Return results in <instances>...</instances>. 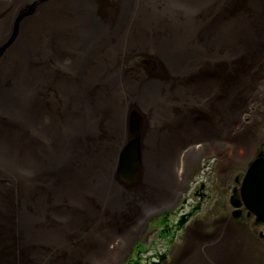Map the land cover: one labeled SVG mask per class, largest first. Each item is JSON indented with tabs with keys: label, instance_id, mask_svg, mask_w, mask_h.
Segmentation results:
<instances>
[{
	"label": "rangeland",
	"instance_id": "374dc122",
	"mask_svg": "<svg viewBox=\"0 0 264 264\" xmlns=\"http://www.w3.org/2000/svg\"><path fill=\"white\" fill-rule=\"evenodd\" d=\"M22 1L30 2L24 4ZM55 1H0V12L3 10L8 12L0 18V41L9 44L13 36H16L15 41L20 39L23 30L20 29L19 33L15 34L16 20L22 14H27L25 11H29L32 4L38 3V15L40 5L46 6L48 4L51 8L59 6L58 3L50 5ZM117 1L111 4L117 3ZM202 1L196 3L195 6L198 8L197 17L205 15L209 17L204 30L201 29L202 26L188 23L189 12L186 10L174 11L172 6H162L160 11L165 13L170 21H177V18L180 17L181 21L188 23L182 25V29L187 31L199 29V31L215 35L217 30L223 29L226 25L240 23L233 33L240 31V34H236L242 36L241 33H243L244 37L248 36L249 38L258 36L256 38L257 42L252 45V48L246 50L249 54L246 58H238V51L229 49L230 53L233 54L230 58L242 61L234 66L235 69L224 67V64L219 59L213 58V55L196 56L194 54L195 50L193 51L191 48H188L187 52H193V57L187 58L185 61L184 58L175 60L173 54L163 56L164 59H169L170 62L167 63L162 55L169 50L173 53L177 46L175 44L150 43L145 39L141 41L139 35V39L131 47L120 42L114 44L110 36L114 33H109V30L105 32L100 30L101 21L108 23L107 20H111L109 18H112V16L105 13H101V16L100 11L95 10L93 6V3L96 4V0H89L88 9L84 8L88 12L83 17L92 23L88 27L82 26L80 22L81 29L73 28L69 31V28L61 24L56 28L54 24L56 19L52 21L48 16L46 17L51 29L59 31L53 33L56 39H61L60 36L63 34H69L70 36L63 37V42L75 44L72 39L74 38L76 46L73 47V52L81 54L89 50L91 60H94V62L97 58H100L102 62L106 61V58L100 57V53H103L100 48L102 44H105V47L111 50L123 46V50L120 52V55L125 59V63H121L120 66L122 72L136 80L145 78V75L150 76L148 79L146 78L147 83L150 84L152 89L156 87L155 91H150L151 96L153 93L156 95V99L149 102L151 103L149 105L153 115L158 111H164L163 108H184L187 111L185 119L197 128L205 127L206 131L209 132L205 131L207 139L204 143L217 142L218 138L214 139L213 134H218L221 138L219 139V145L226 147L225 150L217 153L201 154L190 164L188 173L182 178V184L179 187L178 184H174L176 185L175 188L171 190L172 192H169L171 198L163 203H156L155 199L157 198L155 197L159 193L153 195L154 189H142L140 184L131 181V179L126 180L120 177L118 173L115 174V181L110 177L100 179L105 184H97L98 189L86 188L89 184L87 182H90L87 171L88 167L91 166L89 160L92 153L95 152L94 158H102L106 151L92 148L87 142L83 144L79 140L81 139L79 136L86 137L90 135L95 141L99 142L100 138L104 139L103 132L105 134L109 132L106 125H108L111 110L104 103L105 99L99 96L101 89H98L103 86L91 88L84 84L87 80L83 79L69 80L63 85L52 87L51 85L48 86L50 83L42 81L44 97L40 98V102L36 103L34 107L40 108V103H43L46 108L32 110L34 115L31 119L16 124V129L25 126V128H22L24 129L22 133L25 135L23 146L36 152L35 158L29 162L33 169L27 172L25 168H21L19 174L10 173L6 183L7 185L14 184L13 186L22 193L19 196L20 200L24 201L23 195H26L25 201L33 198L35 206H37L36 202L51 197L55 198L50 206H45L43 209L46 214H50V219H52L45 224V228L54 231L55 237L50 242H43L45 249L38 256L32 255L31 257L30 253L27 252L29 259L27 261L23 259L24 262L21 263L16 257V264H93L92 257L94 255L91 256L90 251H100L108 243L111 248L105 251L101 257L97 256L95 261H98L96 264H104L113 255L111 264H192L194 262L192 260L196 256L195 253L200 255L202 253V243H207L208 246L215 243L219 245L223 242L224 234L228 233L233 235L242 246V258L237 259V264H264V224L256 221V217L249 213L240 197L248 166L259 156L264 157V123L262 122L264 120V50L262 51L264 41L261 40L264 36L259 34V29H264V24L256 25L257 23L248 20L247 16V14L252 13L250 12V6L258 3V1L264 3V0ZM10 3H12L11 7ZM128 3L130 4L129 0ZM62 7L66 9L60 11L62 16L58 13L60 17L67 18L68 14L69 19L66 20L75 18L74 10L71 7L64 5ZM150 11L152 18L153 8ZM127 12L128 10L125 9L123 16L112 20V24L116 26L123 22ZM34 16L32 14L26 16L25 21L29 22ZM244 22H252V24L248 27ZM132 32L139 33L137 30ZM38 34L45 35L41 29ZM30 36L37 38L32 34ZM83 39L87 40V44L82 42ZM229 41V39L225 40V42ZM1 42L0 46H3ZM237 43L239 44L240 41L236 40L233 45H238ZM159 45H161L160 48ZM153 46L158 47L160 52H151ZM64 47L66 48V45ZM216 47L217 44L213 49ZM237 47L240 46L234 48ZM10 48H12L11 45ZM244 48H246V45ZM90 57L87 56L86 59ZM28 61L33 62L34 60L28 58ZM28 65L33 67L31 64ZM76 67L79 66L67 67L65 71L74 72ZM82 69L86 74L96 76L94 73L87 72L89 69L84 67ZM34 70L36 69L34 68ZM40 73L44 77L46 75L48 77V74L42 72V70ZM152 74H157L159 77L153 78ZM253 75L260 76L263 79L262 84L254 83L253 79L255 78ZM62 82H66V80ZM36 85L37 81L34 82L35 88ZM129 87L132 86L129 85ZM217 89L220 90L218 94L216 93ZM103 91L110 96L108 91ZM115 94L114 98L116 100ZM202 94L203 98H197L198 95ZM32 98L33 95L29 100ZM56 99L57 103L69 102V109L64 112V120H69V122L76 125L74 134L79 139L72 141L73 138L62 136L61 130L55 127L53 115L54 113H60V109L50 106L47 101L52 102ZM240 99L244 100L241 101ZM124 101L128 102L129 97ZM142 106L139 108L140 113L146 121L152 115L148 111L146 116L143 110L146 107ZM97 110L99 113H97ZM3 116L0 115V125L8 121L3 120ZM38 116H40L41 122H43L44 117H47L48 121L35 124L32 119H36ZM83 116L88 121L83 122L80 119ZM8 118L9 116H7ZM201 118L206 120V125H199L198 121ZM221 119L224 122H220ZM64 120L62 119V121ZM227 122L233 125L230 126ZM242 123L245 125L244 127H237L241 126ZM162 127L165 128L167 125L162 123ZM46 128L50 130H46ZM202 132L204 131L202 130ZM167 133L172 132L168 130ZM224 135L228 138L236 135L239 138L236 143L241 141L247 144V141L243 138L251 139L250 143L247 144L251 146L250 152L243 157L235 155L234 148L237 145L227 141L223 137ZM10 137H12L11 134ZM184 137L188 146L191 136L188 132H184ZM57 138L61 142H55ZM45 140L48 141L53 151H49ZM80 144L85 145L87 148L82 157L75 149ZM178 145L180 147L178 146L170 152V157L167 158L169 161L165 162L163 166L162 163L156 165V160H152L153 170L164 167L169 162L176 164L178 167L183 156L181 154L183 145ZM1 170L11 171L12 167H3ZM153 170H150L148 175ZM79 177L82 181L78 179ZM72 179L75 181L72 182ZM83 179L87 182H83ZM146 180V176H141L139 182L144 185ZM98 181L96 180V183ZM64 182H67V184H64ZM84 183L86 184L84 185ZM164 186H168L167 182ZM75 190L77 191L74 192ZM136 194L134 202L127 201L128 198ZM9 195L12 197V192ZM149 199H153L150 204H148ZM12 201L11 198H8L6 203L4 201V207H7V217H11L10 207L14 206L19 208L20 215L23 213L28 214L24 210L25 207L21 209V201L13 203ZM235 202L241 203L235 205ZM183 220H185V224H181ZM3 221H5L4 226L6 220ZM58 223L64 226L67 224L65 228L73 230L68 231L73 237L67 241H57L59 236L64 234L61 226L55 227ZM27 231L28 229L24 228L25 234ZM38 232L41 231H36L34 235L41 237L42 234ZM193 232L197 233L194 236L201 237H197L199 241H192L193 243H191V238L194 237ZM205 234L210 235L209 238H202ZM21 237H24L22 233ZM224 239L228 241L227 238ZM78 240L87 243L79 245ZM111 240L113 242H110ZM124 240H130V243L124 251H120V244L122 242L121 245H123ZM229 245L230 242L224 244L220 252L211 251L213 256V262L211 263L220 264L219 261L226 260ZM7 246L10 247L9 244ZM22 248L21 250L26 251L27 246ZM10 251L19 255L20 249L14 248ZM222 264H229V261Z\"/></svg>",
	"mask_w": 264,
	"mask_h": 264
},
{
	"label": "bare ground",
	"instance_id": "6f19581e",
	"mask_svg": "<svg viewBox=\"0 0 264 264\" xmlns=\"http://www.w3.org/2000/svg\"><path fill=\"white\" fill-rule=\"evenodd\" d=\"M114 1L116 0H96V4L93 3L94 9L100 11V14L105 13L106 15L112 16V18H109L111 20H107L108 23H103L101 21L100 30H102V32L109 30V33H114L110 35L114 44L120 42L131 47L140 36L141 41L145 39V41L150 43H161L164 45L175 44L177 46L173 53L169 50L164 53L162 57L173 54L175 60L184 58L186 61L187 58L193 57V52H187V49L191 48L193 51L195 50L194 54L196 56L213 55V58L219 59V61L224 64V67L226 66L228 68L235 69L234 66L238 65V63L242 61L230 58L233 54L230 53L229 49L238 51V58H246L249 55L246 50L251 49L252 45L257 42L256 38L258 36L256 38L255 36L254 38H249L248 36L244 37L243 33H241L242 36L238 35L240 34V31L236 32L238 34L233 33L240 23L226 25L223 29L217 30L215 35L205 31H199V29H192L190 31L182 29V25L190 23L191 25L196 24L198 26H202L201 29L204 30V27L209 21V17L208 15L197 17L198 8L195 6L196 3L203 2L202 0H129L130 4L128 3V0H118L117 3L111 4ZM231 1L237 0H230V2ZM29 2L30 1L23 3L27 4ZM55 3H58L59 6L51 8L48 4L46 6L38 5L40 9V13L38 15V3L32 4L30 6V10L25 12H27V14L32 12V15L35 16L32 17L29 22H26L24 17L27 14L24 13L16 20V31L19 33L20 29L23 30V34L20 39L15 41L16 36H13V39L9 44L0 41L3 45L0 46V115H4V118H2L3 120H8L6 123H3V125H0V170L3 167H12L11 171H0V264H16V257L21 263L24 262L23 259H26L27 261V259H29L27 252L30 253L31 257L32 255L38 256V254L45 249L43 247V242H50V240L55 237L54 231L50 229L46 230L45 228V224L52 219H50V214H46V212L43 211L45 206H50L55 201V198L51 197L49 199L36 202L37 207L34 205L35 201L31 196L32 200L25 201L26 195H23L25 202L20 200L19 196L22 193L13 186L14 184L7 185L6 183V179L10 173L19 174V170H22L21 168H25V171L27 172H30L33 169L29 162L35 158L36 152L23 146V139L25 135L22 133L24 131L22 128H25V126L21 129H16V124L31 119L34 115L32 110H43L46 108V105H43V103H40V108L34 107L36 103L40 102V98L44 97L41 83L42 81L50 83L48 86L51 85L52 87L55 85H63L69 80L74 81V79H83L87 80L84 84H87L91 88L103 86L102 88H98L101 89L99 96L105 99L104 103L109 106L111 115L108 125H106L109 132H107V134L103 132L104 139L100 138L99 142L95 141L90 135L86 137L79 136L83 140L76 138L77 135L74 134L76 125H74L73 122H69V120H64V112L69 109V102L57 103V99L52 102L47 101L50 106H55L60 109L61 114L54 113L53 123L56 128L61 130L62 136L71 137L73 138L72 141L79 139L83 144L87 142L90 146H92V148L99 151H106L102 158H94L95 152L92 153L89 160L91 162V166L88 167L87 171L90 182L83 179V182L89 183L86 188L92 190L96 188L98 189L97 184H105L100 181L102 178L110 177L115 181V174L118 173L120 176L121 171H123L126 167L127 170L131 171V178L126 180L131 179V181H135L137 184L141 185L142 189H154L153 195L159 193L155 197L157 198L155 199L156 203H163L171 198L169 192H172L171 190L175 188L176 185L174 184H178V187L182 184V178L188 173L187 171L192 162H194L201 154L217 153L218 151L225 150L226 147L219 145V139L221 138L218 134H213L214 139L218 138L217 142H210L208 144L204 143L207 139L205 134L206 128L201 125H206V120L201 118L198 121L201 128L195 127L191 122L184 118L187 114V111L184 108H163L164 111H158L155 115H153L149 105L151 103L149 102L155 100L156 95L153 93L151 96L150 91H153L156 87L152 89L150 84L147 83L146 78L148 79L150 76L147 77L145 75V78L136 80L126 76L122 72L120 66L121 63H125V59L120 55V52L123 50V46L120 48L118 47L115 50H111L110 48L105 47V44H102L100 48L103 53H100V57L106 58V61L102 62L100 58H97L94 62V60H91L89 50L81 54L73 52V47L76 46L74 38L72 39L75 44L63 42V37L70 36L69 34H63L60 36L61 39H56L53 33L59 31L51 29L50 24L46 20L47 16L52 21L56 19L54 23L56 28H58L59 24H61L69 28V31L73 28L81 29L80 22L82 26L85 25V27L92 25V23L83 17V15L88 12L85 9H88L87 5L89 4V0H56L50 5ZM11 4L12 3H10V7ZM63 5L71 7V9L74 10V19L66 20L69 19L68 14L67 18L64 19L59 16V14L61 15L60 11L66 9L65 7H62ZM162 6H172L174 7V11H188L189 22L185 23L181 21V19H179L180 17L177 18V21H170L166 17V14L160 11ZM152 8L153 13L151 18L150 10ZM125 9H127L128 12L124 21L114 26L112 24V20L123 16ZM144 10L145 12L143 13ZM250 12L252 13L247 14L248 20L256 22V25L264 24V3L262 1H258V3L250 6ZM6 14H8V12L3 10L0 12V18ZM244 23H246L248 27L252 24V22ZM244 23L241 24L243 25ZM124 26L128 28L126 29ZM40 29L45 34L44 36L38 34ZM134 30H137L139 33L132 32ZM30 34L36 36L37 38H32ZM259 34H261L260 36H264V29H259ZM226 39H229L230 41L225 42ZM236 40H239L240 43H237L238 45H233V42H236ZM261 40L263 42L264 37H262ZM86 41V39L82 40L83 43H86ZM196 44L199 45L193 46ZM215 44H217V47L213 49ZM10 45L12 48H10ZM64 45H66V48ZM245 45L246 48H244ZM235 46H240L241 48H234ZM160 47L161 45H159V48ZM159 48L153 46L151 52L159 53ZM205 50L209 52H206ZM263 50L264 48L262 51ZM87 56L90 58L86 59ZM28 58L33 59L34 61L30 62L28 61ZM164 60L167 63L170 62L169 59ZM187 62L189 64V60ZM28 64H31L33 67H30ZM72 66L79 67L74 68V72L68 70L67 72L65 71V68H72ZM83 67L89 69L87 72L94 73L96 76L86 74L82 69ZM34 68L36 70H34ZM41 70L42 72L47 73L48 77L47 75L44 77L43 74L40 73ZM253 76L255 78L253 79L254 83L262 84L263 79L260 76ZM152 77L158 78L159 75L152 74ZM63 80H66V82H62ZM35 81H37L36 88L34 87ZM129 85L132 87L130 88ZM103 90L108 91L110 96H108V94ZM219 91L220 90L217 89L216 93L218 94ZM114 94L116 100L114 98ZM32 95L33 98L29 100ZM127 97H129V101L125 102L124 100L127 99ZM197 98H203V94L198 95ZM240 100L243 101L244 99ZM142 105L146 107L143 109L146 116L148 111L152 115V117H148L146 121H144L145 118L140 113L139 108ZM15 111L17 112L14 114ZM97 113H99L98 110ZM7 116H9L8 119ZM84 116L80 119L83 122L88 121ZM61 118L64 121H62ZM32 120L35 124H39L47 122L48 118L44 117L43 122H41L40 116ZM220 122H224V120L221 119ZM262 122L264 123V120ZM162 123L167 125V127H162ZM227 123L230 126L233 125L230 122ZM244 126L245 125L242 123L241 126L239 125L237 127ZM46 130L50 129L46 128ZM168 130L172 133L168 134ZM202 130L204 132H202ZM184 132H188L189 136H191L188 146L185 141ZM10 134L12 137H10ZM223 137H225L227 141L237 145V147L234 148L235 155L243 157L250 152L251 146L247 144L248 142L250 143L251 139L246 137L243 138V140L247 141V144H244L241 141L236 143L237 139L239 140L236 135L229 138L226 135ZM45 142L49 151H53V148L49 145L48 141L45 140ZM55 142L59 143L61 140L57 138L55 139ZM83 144L75 147L80 154V157H82L87 151V148ZM178 144L183 145L181 164L177 167L176 164L169 162L164 167L153 170L152 160H156V165L157 163H162L163 166L165 162L169 161L167 158L170 157V152L174 151L176 147L179 146ZM137 159L141 160V162ZM129 165H131V167ZM248 169L249 166L246 173L248 172ZM150 170L153 171L150 175H148ZM141 176L147 177L144 185L142 182H139ZM78 179H80V177ZM80 180L82 181V179ZM96 180L99 181L96 183ZM73 181L75 180L72 179V182ZM166 182L168 185L167 187L164 186ZM64 184H67V182H64ZM85 184L86 183H84V185ZM76 191L77 190L74 192ZM11 192L12 197L9 195ZM137 194L132 195V197L128 198L127 201L134 202ZM8 198L13 200L12 203L15 201H21V209L25 207L24 210L28 212V214L26 215V213H23L20 215L18 210L19 208L14 206L10 207L11 217H7V207H4V204L7 202ZM151 202H153V199H149L148 204ZM3 220H6V225L4 226L3 224L5 221ZM181 224H185V220H183ZM66 225L67 224L64 226L63 224L58 223L55 226H61L64 233L59 236L57 241H67L69 238L73 237L68 232L73 230L66 229ZM24 228L28 229L26 234L24 233ZM38 230L41 231L38 232L42 234L41 237L34 235V233ZM21 233L24 235L23 238L21 237ZM197 237L201 236H194L191 238V243H193L192 241H199ZM223 237L227 238L228 241H225L223 238V242L219 245L215 243L214 245L208 246L207 243H202V253L201 255L195 253L196 256L192 260L194 261L192 264H214L211 263L213 262L211 251L216 253L220 252L224 244L229 242L230 245L228 255H226V260L222 262L219 261V263L222 264L229 261V264H237V259L242 258V246L236 241L234 236L229 233L224 234ZM110 242H113V240ZM85 243L87 242L78 240L79 245H84ZM129 243L130 240H124L123 245H121V242L119 250L124 251L125 248L128 247ZM7 244H9L11 248L8 247ZM24 246H27L26 251L21 250ZM14 248L20 249L18 252L19 255L10 251ZM110 248L111 247L108 243L105 244L100 251H90L89 254L91 256L94 255L92 257L94 260L93 264L94 262L95 264L97 263L98 260H95L98 255L101 257L102 254ZM113 256L104 264H111Z\"/></svg>",
	"mask_w": 264,
	"mask_h": 264
},
{
	"label": "water",
	"instance_id": "95a60500",
	"mask_svg": "<svg viewBox=\"0 0 264 264\" xmlns=\"http://www.w3.org/2000/svg\"><path fill=\"white\" fill-rule=\"evenodd\" d=\"M28 13L27 15H30ZM25 15V17L27 16ZM24 17V18H25ZM18 31H16L17 35ZM141 162V160L137 159ZM131 167V165H129ZM134 174V173H133ZM120 176L124 179L131 178V171L126 167L121 171ZM240 197L250 214L256 217L258 223L264 224V157L259 156L250 165L247 176L244 179ZM241 202H235L239 205Z\"/></svg>",
	"mask_w": 264,
	"mask_h": 264
},
{
	"label": "flooded vegetation",
	"instance_id": "af4514ba",
	"mask_svg": "<svg viewBox=\"0 0 264 264\" xmlns=\"http://www.w3.org/2000/svg\"><path fill=\"white\" fill-rule=\"evenodd\" d=\"M195 234H197V233H194V232H193V236H194ZM209 236H210V235L205 234V235H203L202 237H203V238H209Z\"/></svg>",
	"mask_w": 264,
	"mask_h": 264
}]
</instances>
